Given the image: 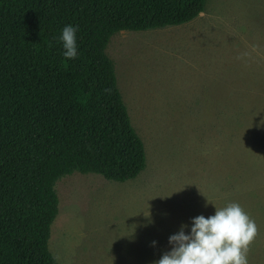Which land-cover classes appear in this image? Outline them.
I'll use <instances>...</instances> for the list:
<instances>
[{
    "label": "rangeland",
    "instance_id": "374dc122",
    "mask_svg": "<svg viewBox=\"0 0 264 264\" xmlns=\"http://www.w3.org/2000/svg\"><path fill=\"white\" fill-rule=\"evenodd\" d=\"M107 53L146 167L57 180L59 263L155 264L182 225L190 234L192 218L236 201L260 229L249 264H264V0H207L188 22L117 30Z\"/></svg>",
    "mask_w": 264,
    "mask_h": 264
},
{
    "label": "trees",
    "instance_id": "16d2710c",
    "mask_svg": "<svg viewBox=\"0 0 264 264\" xmlns=\"http://www.w3.org/2000/svg\"><path fill=\"white\" fill-rule=\"evenodd\" d=\"M206 3L0 0V264H60L50 238L61 176L125 181L146 167L110 36L188 22ZM69 24L77 26L73 59L58 39Z\"/></svg>",
    "mask_w": 264,
    "mask_h": 264
},
{
    "label": "clouds",
    "instance_id": "9594fccd",
    "mask_svg": "<svg viewBox=\"0 0 264 264\" xmlns=\"http://www.w3.org/2000/svg\"><path fill=\"white\" fill-rule=\"evenodd\" d=\"M76 33L77 26L69 24L58 38L63 41L64 56L68 59L77 57ZM255 50L253 45L252 51ZM250 55L246 51L236 58ZM215 208L214 215L206 218L201 214L192 218L190 234L185 233L188 225L184 224L178 233L171 235L172 249L155 264H249L251 246L260 234L259 225L239 202H228L223 207L215 204ZM144 215L150 217L151 213L144 212ZM152 243L155 245L156 241Z\"/></svg>",
    "mask_w": 264,
    "mask_h": 264
}]
</instances>
